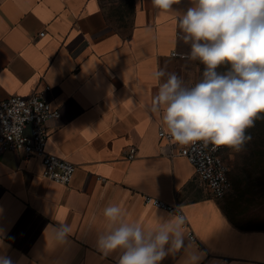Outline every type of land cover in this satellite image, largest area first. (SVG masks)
<instances>
[{"label": "crops", "instance_id": "0c3cea01", "mask_svg": "<svg viewBox=\"0 0 264 264\" xmlns=\"http://www.w3.org/2000/svg\"><path fill=\"white\" fill-rule=\"evenodd\" d=\"M189 6L181 0L165 13L151 0H0V99L48 85L44 96L60 115L47 122L46 148L75 165L63 185L42 176L37 157L0 155V255L14 264H116L117 253L96 248L103 209L119 203L126 222L152 228L173 213L145 204L149 195L181 207L196 238L186 237L185 248L199 264H264V221L236 219L264 216L238 209L242 195L231 180L228 193L213 197L158 136L166 126L151 109L153 73L163 68L187 86L198 80L199 61L186 58L177 28ZM128 146L136 148L131 159ZM61 220L73 232L56 247L45 229ZM184 257L181 249L161 264Z\"/></svg>", "mask_w": 264, "mask_h": 264}, {"label": "clouds", "instance_id": "9594fccd", "mask_svg": "<svg viewBox=\"0 0 264 264\" xmlns=\"http://www.w3.org/2000/svg\"><path fill=\"white\" fill-rule=\"evenodd\" d=\"M181 0H151L161 12L173 11ZM190 6L177 21L179 38L189 47L187 59L204 66L202 78L187 86L175 73L158 68L153 77L158 87L152 98L153 112L173 142L196 141L239 150L245 130L264 114V0H189ZM225 71H218L221 67ZM167 79L160 83L161 78ZM105 229L99 232L97 250L104 256L117 253L116 264H161L169 255L185 249L181 264H199L200 255L188 245L185 218L171 214L158 218L146 229L126 222L119 203L103 209ZM72 226L64 220L50 224L54 246L68 243ZM0 264H14L0 255Z\"/></svg>", "mask_w": 264, "mask_h": 264}, {"label": "built area", "instance_id": "2783aa9c", "mask_svg": "<svg viewBox=\"0 0 264 264\" xmlns=\"http://www.w3.org/2000/svg\"><path fill=\"white\" fill-rule=\"evenodd\" d=\"M39 35H43L41 32ZM173 56L185 57L184 54L171 52ZM48 85L35 89L26 95H11L0 99V155L4 151L18 153L24 158L37 157L42 164V176L53 182L67 185L75 170V165L47 148V122L58 118V108L51 105L44 93ZM158 136L164 140L165 154L184 157L194 169L198 182L215 198H222L231 187L229 167L223 158L225 146L215 147L211 143L196 141L187 145L173 142L171 136L162 127L158 128ZM125 157L131 159L136 154L134 146H128ZM143 202L159 207L173 214L179 213L185 218V225L191 241H196L189 228L186 216L179 205H171L152 196H143Z\"/></svg>", "mask_w": 264, "mask_h": 264}, {"label": "rangeland", "instance_id": "374dc122", "mask_svg": "<svg viewBox=\"0 0 264 264\" xmlns=\"http://www.w3.org/2000/svg\"><path fill=\"white\" fill-rule=\"evenodd\" d=\"M203 70L204 66L199 63L197 82L202 78ZM225 70L223 66L218 69L221 72ZM244 135L246 139L242 147L236 150L225 146L223 158L230 168L229 176L232 184L236 185L242 195V204L238 205V209L247 211V214H249L248 212H258L261 217L264 216V114L255 121L254 126L245 130ZM236 219L245 225L264 221L243 220L239 217Z\"/></svg>", "mask_w": 264, "mask_h": 264}]
</instances>
